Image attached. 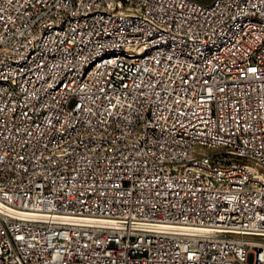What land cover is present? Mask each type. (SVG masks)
<instances>
[{
	"label": "built area",
	"instance_id": "built-area-1",
	"mask_svg": "<svg viewBox=\"0 0 264 264\" xmlns=\"http://www.w3.org/2000/svg\"><path fill=\"white\" fill-rule=\"evenodd\" d=\"M64 1L0 0V264H264L263 185L226 155H200L189 168L180 154L154 151V141L178 138L232 143L264 159V0L140 9L72 0V13L60 16ZM216 4L227 12L213 14ZM165 12L186 29L167 28ZM208 20L215 28L191 33L192 21ZM234 22L241 32L204 62L157 48L173 38L203 53ZM114 47L132 64L113 55L79 79L86 59ZM147 117L160 119L144 130L153 156L125 139ZM95 125L117 130L121 146L92 138ZM77 130L90 139L64 158L81 166L62 170L61 147ZM86 147L112 154L85 155ZM163 158H176L175 168Z\"/></svg>",
	"mask_w": 264,
	"mask_h": 264
},
{
	"label": "bare ground",
	"instance_id": "bare-ground-1",
	"mask_svg": "<svg viewBox=\"0 0 264 264\" xmlns=\"http://www.w3.org/2000/svg\"><path fill=\"white\" fill-rule=\"evenodd\" d=\"M124 5L130 6V9H140L143 6L147 8H160V0H124ZM240 5H248V0H240ZM73 11L72 0H65L60 3V16H68ZM227 12V4H216L213 7V14H225ZM165 19H172V12H165ZM167 28L170 29H186V21L172 19L167 21ZM206 28H215V20L208 21H192L191 33H205ZM242 30L241 22L230 23V26L223 30V35H214L209 46L203 48V53H197V48L190 44H179L173 38H162L157 41V48L170 51L171 53H179L183 56L195 57V62H204V55H215L216 50H222L225 46L226 38L231 35H238ZM124 58V64H132V56H126V51L121 47H114L113 50H105L96 53L94 58L86 59L79 66V79H87L93 68H100L101 64L110 63L113 59ZM65 78H60V88H64ZM147 125L152 129H159L160 119L157 117L138 118L134 122L133 127H126L125 139L128 145L142 144V151L146 156H153L152 138H144V130ZM117 130H110L103 125L92 126V138H100L103 140H113L114 146H121V139H116ZM90 139V132L87 130H77L75 137L65 139V147L60 150V169L71 170L79 169L81 166V158H71L67 160L64 155H69L77 140ZM154 151L161 157H169L170 153H177L187 158V167L198 168V158L200 155H226L231 159V167L241 168L243 172L252 174V182L255 185H263L264 193V159L259 161L258 155L240 149L232 143H219L217 141L193 140V145L187 139L169 138L166 142L154 141ZM110 157L112 147H86L85 155H101ZM176 158H163V167L175 168ZM85 167H93L92 158H85ZM121 226V218H114L112 228ZM67 227V218L65 211L60 210V228ZM151 232L155 235L163 234V222H154L151 225ZM215 234H223V227H215Z\"/></svg>",
	"mask_w": 264,
	"mask_h": 264
},
{
	"label": "rangeland",
	"instance_id": "rangeland-1",
	"mask_svg": "<svg viewBox=\"0 0 264 264\" xmlns=\"http://www.w3.org/2000/svg\"><path fill=\"white\" fill-rule=\"evenodd\" d=\"M199 1H201V2H205V3H210V2H212L213 0H199Z\"/></svg>",
	"mask_w": 264,
	"mask_h": 264
}]
</instances>
